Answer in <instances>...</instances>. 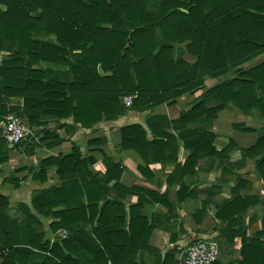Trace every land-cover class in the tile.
Segmentation results:
<instances>
[{"label": "trees", "instance_id": "trees-1", "mask_svg": "<svg viewBox=\"0 0 264 264\" xmlns=\"http://www.w3.org/2000/svg\"><path fill=\"white\" fill-rule=\"evenodd\" d=\"M151 1L0 0V121L12 115L30 130L43 128L40 141L53 139L55 146L62 142L57 130L67 136L114 121L127 110L148 112L160 104L170 109L178 97L201 88L205 78L215 79L219 83L177 119L152 116L146 128L122 127L120 147L147 164H163L175 159L179 140L190 152L184 167L212 156L223 172L229 155L239 151L264 185V60L248 65L264 56V0ZM185 53L196 61L185 62ZM123 97H131L129 106ZM12 98H20L22 107L7 105ZM209 101L217 105L205 108ZM229 105L246 117L256 112L261 125L232 124L240 132L257 133L255 144L243 149L229 137L217 152L215 135L204 125ZM49 120L55 126L45 130ZM169 122L176 137L163 132ZM31 136L11 146L0 139V165L9 150L33 153ZM102 163L103 174L92 171L93 157L72 143L66 155L46 158L30 170L34 180L43 182L47 169L54 168L58 184L31 200L35 215L28 220L50 223L47 230H23L21 239L17 228L0 230L6 240L2 264H144L137 260L140 252L152 257V264H178L174 249L162 254L148 245L155 223L143 209L162 197L122 186L119 162L103 156ZM246 186L237 176L233 197L217 206L215 216L226 224L223 234L240 240V259L234 264H264V229L253 238L242 229L249 208L260 206L264 213V197L241 195ZM7 207L0 196V227ZM59 229L68 237L50 245L47 233Z\"/></svg>", "mask_w": 264, "mask_h": 264}, {"label": "crops", "instance_id": "crops-1", "mask_svg": "<svg viewBox=\"0 0 264 264\" xmlns=\"http://www.w3.org/2000/svg\"><path fill=\"white\" fill-rule=\"evenodd\" d=\"M181 58L189 64L196 61V58L187 53L183 54ZM218 83L219 80L205 78L201 88L178 97L174 107L170 109L165 104H160L148 112L127 110L114 121H101L92 130L78 129L67 136H64L61 130H57L55 136L59 137L62 142L55 146L52 144L55 142L53 139L40 141L43 135L39 131L43 128H32L30 144L36 145L33 148V153L28 155L24 154L21 149L18 151L9 150L7 162L0 165V196L6 199L8 204L2 216L4 222L0 230L11 232L12 227L17 228L20 239L23 230L35 232L47 230L49 220L38 218L37 221L34 219L28 221L30 216L35 215L31 208V200L40 191H46L56 186L58 181L52 175L54 168L47 169V177L43 182L34 180L30 170L46 158L66 155L70 151L72 143H80L82 151L85 150L87 155L94 159V164L90 167L92 171L101 174L105 172V166L102 163V157L105 156L113 163L119 162L121 165L122 173L119 183L122 186L128 189L138 186L162 197L161 202L143 209L148 219L155 223L148 238L150 247L162 254L174 249L176 257L190 244L198 240L212 239L219 249L218 260L220 264L237 262L240 259L238 253L240 240L238 238L231 240L227 234L221 232L226 224H222L215 214L217 206L233 197V187L237 176H241L247 183L245 189L240 192L241 195L248 194L259 199L264 197V185L253 169V163L249 158H244L239 151L232 152L228 160L225 161L228 171L223 172L220 169V160L212 156L200 158L193 165L184 167L190 152L183 148L179 140H177L175 159L168 160L163 164L161 162L147 164L133 151L124 150L120 147V129L122 127L139 125L146 128L145 121L152 116H166L169 121L177 119L179 113L191 107L195 98ZM12 102L14 103L12 104ZM7 103L13 107H22L20 98L9 99ZM215 105H217L216 102L209 101L206 102L205 108H211ZM252 116L259 118L256 112H252L247 117L243 116L231 105L217 113L216 118L211 123L204 125L208 133L215 135L212 142L214 150L220 151L226 145L229 137L243 149L254 145L258 136L257 133H243L232 128V124L237 123L258 128L260 125L253 126L247 123V120ZM234 119L237 122L233 121ZM226 121L229 122L230 130L222 131V122ZM54 126V122L49 120L44 129L51 130ZM163 132L175 137L177 134L171 123L169 127L163 129ZM249 134L253 135L251 139L248 137ZM148 136L150 135L148 134ZM99 139L102 140V143L87 145L88 141ZM164 151L168 156L171 153L166 148ZM176 167H180L181 171H176ZM138 168L147 171L141 172ZM250 176H254L255 179L250 180ZM109 185H112V182ZM130 200L131 198L127 197V201L130 202ZM263 217L264 213L260 206L247 210L242 220V229L248 238H253L255 233L264 229ZM49 233H47V237H49ZM262 241L264 242V236ZM3 242L6 240L0 236V264L3 262L2 255L5 254ZM137 260L144 264H152L153 262V258L144 252L139 253Z\"/></svg>", "mask_w": 264, "mask_h": 264}, {"label": "built area", "instance_id": "built-area-1", "mask_svg": "<svg viewBox=\"0 0 264 264\" xmlns=\"http://www.w3.org/2000/svg\"><path fill=\"white\" fill-rule=\"evenodd\" d=\"M125 106L131 104V97H123ZM32 131L15 116H7L0 121V139L7 146L17 145L29 138ZM49 244L52 245L58 240H65L68 237L66 231L59 229L49 233ZM219 257V249L212 239L198 240L190 244L186 249L177 255L178 264H212Z\"/></svg>", "mask_w": 264, "mask_h": 264}, {"label": "rangeland", "instance_id": "rangeland-1", "mask_svg": "<svg viewBox=\"0 0 264 264\" xmlns=\"http://www.w3.org/2000/svg\"><path fill=\"white\" fill-rule=\"evenodd\" d=\"M153 1V0H152ZM152 1L150 2V3H152ZM182 1V0H181ZM45 39H54L53 37H48V36H46L45 37ZM264 60V56H261V57H259V58H257V59H255V60H253L252 62H250V64L249 65H256V64H258V63H260V62H262ZM64 69V68H63ZM14 102H12V104H13ZM7 105H11L10 103H7ZM7 116H11V115H7ZM6 116V117H7ZM5 118V117H4ZM4 118L1 120V121H3L4 120ZM232 121V120H231ZM233 121H236L237 122V120H233ZM223 124H222V128H221V130L222 131H224V130H230V128H229V122H222ZM235 123V122H234ZM247 123L248 124H252L253 126H258V125H261V120H260V118H256V116L254 117V116H252V118H249L248 120H247ZM260 127V126H259ZM46 129H50V128H46ZM253 135H251V134H249V139H251V137H252ZM248 139V140H249ZM251 141V140H250ZM250 180H253V179H255L254 178V176L252 177V176H250V178H249Z\"/></svg>", "mask_w": 264, "mask_h": 264}]
</instances>
